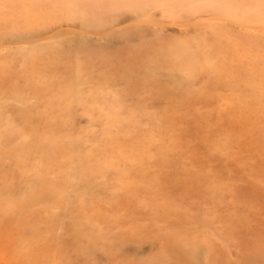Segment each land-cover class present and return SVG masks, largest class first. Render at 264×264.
Returning a JSON list of instances; mask_svg holds the SVG:
<instances>
[{"label":"rangeland","instance_id":"374dc122","mask_svg":"<svg viewBox=\"0 0 264 264\" xmlns=\"http://www.w3.org/2000/svg\"><path fill=\"white\" fill-rule=\"evenodd\" d=\"M145 1L133 19L107 12L117 32L98 58L57 43L24 54L15 33L79 31L48 15L50 0H0V94L26 101L3 109L0 264L144 263L150 253L134 246L164 241L155 231L169 219L239 228L264 217V0ZM220 9L243 23L213 22ZM193 40L212 68L172 92L164 78L146 87L174 97L121 83L155 63L171 68L169 52ZM65 89L88 101H67ZM223 254L220 264H249L235 247Z\"/></svg>","mask_w":264,"mask_h":264},{"label":"bare ground","instance_id":"6f19581e","mask_svg":"<svg viewBox=\"0 0 264 264\" xmlns=\"http://www.w3.org/2000/svg\"><path fill=\"white\" fill-rule=\"evenodd\" d=\"M23 1L37 5L43 2V0ZM49 3L51 5L47 10L48 15L51 17H63L65 26L74 27L79 33L69 37L64 29H61L62 26H60L61 28L50 27L48 31L43 33L42 38L34 35V31L25 33L26 35L15 33L16 39H18L16 48L21 50V52H27L24 54H34L45 47L50 49V46H56L55 43H57L60 46L66 45L73 52L86 50L90 51L95 57L104 58L107 53L104 51L103 44H107L108 40L116 36L115 27L119 20L118 14L108 17L107 12L115 13V11H118L127 15L128 19H133L139 15V12L135 10L142 9L146 5L145 0H50ZM200 5L203 8L205 7L203 0ZM175 6L174 8H176ZM241 14L229 9H220L217 17H213L212 20L213 22L243 23ZM11 15H14V13ZM143 20L148 21L149 18L143 17ZM53 25L55 24L53 23ZM117 35L120 36L121 33ZM23 38L28 40L27 43L21 40ZM37 39H40V41L47 40L45 46L38 45L39 40ZM36 45L39 50H35ZM201 56H203V47L199 40L187 43L182 42L178 50L168 54V59L173 64L171 68L170 65L166 67L160 63H155L143 68L139 73H133L132 77L129 75L130 77L123 78L121 83L126 87H137L144 97L148 95L153 99L160 96L165 98L174 97L171 95H160L161 93L155 94L153 90L147 93L146 89H151L150 87L158 84L162 78L167 80L169 91H175L177 88L181 89L184 85L191 82L190 80L195 74H200L202 71L212 68ZM88 85V90H90L91 86L89 83ZM105 87L110 88L111 86L104 85L103 88ZM61 93L66 95L67 101L73 100L77 105H82L84 104L83 101H88V98L84 97L79 89L75 92V95H73L71 89H65ZM108 100H112V105L108 108V114L112 116L114 106H118L117 102H119L120 97L113 95ZM9 101L13 102V106L25 107L26 105L24 100H14L11 97H7V95L0 94V141H2L1 132L6 128L8 121L3 114V109L6 108V104H9ZM254 203L260 204L262 202L256 200ZM140 218V216H135L133 221L137 222ZM199 219L202 220L201 223L195 221L189 223L188 229L185 228L186 224L178 218L169 219L170 224L163 226V228H167L165 230L157 227L155 232H167L163 237L164 241L156 242L153 239H149L146 242L148 244L146 247L144 245L134 246L133 250L137 254L150 253L146 262L138 264H220L225 256L223 254L225 249H231L232 247H235L238 253L245 256L249 264H264V217H256L246 225L239 226V228L233 226V224L224 225L218 216H205ZM152 252L155 253L151 255ZM221 264L224 263L222 262Z\"/></svg>","mask_w":264,"mask_h":264}]
</instances>
